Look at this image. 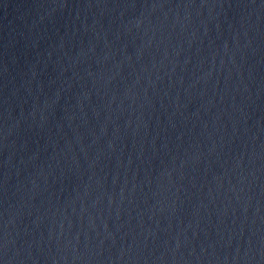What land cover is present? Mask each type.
<instances>
[{
  "label": "water",
  "instance_id": "water-1",
  "mask_svg": "<svg viewBox=\"0 0 264 264\" xmlns=\"http://www.w3.org/2000/svg\"><path fill=\"white\" fill-rule=\"evenodd\" d=\"M0 264H264V0H0Z\"/></svg>",
  "mask_w": 264,
  "mask_h": 264
}]
</instances>
